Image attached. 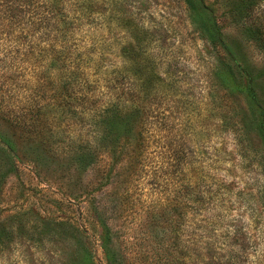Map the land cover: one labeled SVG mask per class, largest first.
I'll return each instance as SVG.
<instances>
[{"label":"rangeland","instance_id":"374dc122","mask_svg":"<svg viewBox=\"0 0 264 264\" xmlns=\"http://www.w3.org/2000/svg\"><path fill=\"white\" fill-rule=\"evenodd\" d=\"M231 2L204 0L225 36L240 39L239 52L260 66L259 51L239 38V26L224 15ZM106 3L107 12L76 31V47L65 48L52 62L33 123L17 128L8 102L0 108V168L7 171L0 215L33 237L44 222L72 231L92 250L93 264H107L94 219L97 207L118 235L115 248L122 261L117 264H172L168 155L177 148L189 154V168L174 191L183 195L181 188L192 185L197 201L190 229L206 235L213 264H264L262 153L247 149L245 154L237 145L236 110L212 75L215 49L182 0H124L122 11L115 1ZM127 18L136 31L126 29ZM5 23L0 19V31ZM18 42L0 35V86L24 93L29 69L40 70L27 54L37 58L38 49L29 53ZM67 76L73 82L69 89ZM64 96L68 104L58 106ZM118 101L125 132L80 165L76 155L90 136L92 109ZM107 171L110 176L102 180ZM100 190L107 191L106 206L99 203ZM33 244L42 249L37 258L43 264L52 262L43 250L46 242ZM4 263L9 264L6 257L0 259Z\"/></svg>","mask_w":264,"mask_h":264},{"label":"trees","instance_id":"16d2710c","mask_svg":"<svg viewBox=\"0 0 264 264\" xmlns=\"http://www.w3.org/2000/svg\"><path fill=\"white\" fill-rule=\"evenodd\" d=\"M106 1L108 0H0V19L6 22L0 35H4L14 45H20L18 41H21L29 53L38 49L37 58L27 54L29 59L38 61L40 70L33 74L29 69L25 75V84L28 86L26 92L23 93L15 86L16 92L0 86V108L5 101L8 102L14 126L24 128L30 121L33 123V109L40 100L43 86L51 76L54 67L52 62L60 60L65 48L76 47L73 43L76 31L88 24L92 17H101L108 11ZM110 1H115L116 5L122 7L121 11L124 9V0ZM182 1L204 38L216 51V69L212 75L227 94L232 108L236 110L238 120L234 124L238 126L235 129L237 145L245 154L247 149L262 153L263 166L260 170L264 177V0H232L229 11L224 14L239 26V38L250 42L259 51L262 56L260 66L254 65L239 52L240 39H229L225 36L214 9L207 6L204 0ZM127 20L129 22L125 24L126 29L136 31L135 23L129 18ZM11 60L14 61L13 58ZM29 65L33 66L32 63ZM4 67L6 69L2 65V71L6 72L7 66ZM163 75V80H166L167 73ZM70 79V76L64 79L68 89L73 86ZM12 97L13 100L10 99ZM118 103H112L110 107L107 103L101 104L99 109H92L93 115L89 118L92 127L90 136L76 155L80 165L83 161H91L101 155L104 151L103 145H106L109 138L118 139L125 132L127 121L122 115L124 107L120 105V101ZM67 104L65 96L58 102V106L65 107ZM166 118L169 120V116ZM6 145L13 149L11 142L6 141ZM188 155L187 152L181 155L177 148H172L168 155V210L175 216L168 256L172 257V264H213V252L210 248L212 245L206 235L200 228L199 231L198 228L190 229L191 215L196 210L194 203L197 201L192 185L186 184L181 188L183 195L175 192L174 188L183 179L179 176L183 169L189 168L185 163ZM6 174L7 171H1L0 168V192ZM109 176L108 171L104 172L101 179L107 180ZM106 196L107 191L100 192L99 203L102 206H106L109 201ZM94 219L100 228L99 243L107 264H117L122 260L115 248L118 239L116 230L97 207H94ZM40 225L38 236L33 237L23 227L16 228L1 214L0 259L6 257L9 264H43L37 258L42 249L33 243L43 245L46 242L47 247L43 250L52 260L49 264H93L92 250L80 236L77 238L72 231L58 230L49 222ZM221 264L232 263L226 260Z\"/></svg>","mask_w":264,"mask_h":264}]
</instances>
